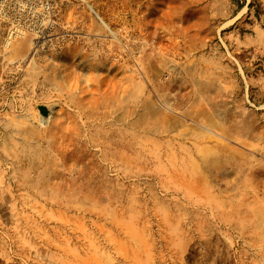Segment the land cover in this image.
<instances>
[{
  "label": "rangeland",
  "instance_id": "obj_1",
  "mask_svg": "<svg viewBox=\"0 0 264 264\" xmlns=\"http://www.w3.org/2000/svg\"><path fill=\"white\" fill-rule=\"evenodd\" d=\"M0 264H264V0H0Z\"/></svg>",
  "mask_w": 264,
  "mask_h": 264
},
{
  "label": "bare ground",
  "instance_id": "obj_2",
  "mask_svg": "<svg viewBox=\"0 0 264 264\" xmlns=\"http://www.w3.org/2000/svg\"><path fill=\"white\" fill-rule=\"evenodd\" d=\"M97 14V13H96ZM151 104V103H150ZM147 105V104H146ZM152 105V104H151ZM149 106V105H148ZM146 107V106H145ZM153 107H154V104H153ZM152 107V108H153ZM148 109H149V107H147ZM159 108V107H158ZM162 110V109H161ZM163 111V110H162ZM41 113V112H40ZM148 113H149V111H148ZM150 114V113H149ZM41 115V114H40ZM47 115V114H46ZM160 115V114H159ZM43 117V116H42ZM50 118H51V116H49ZM44 118V117H43ZM45 121V120H44ZM46 122V121H45ZM132 125V124H131ZM130 127V126H129ZM132 127V126H131Z\"/></svg>",
  "mask_w": 264,
  "mask_h": 264
}]
</instances>
